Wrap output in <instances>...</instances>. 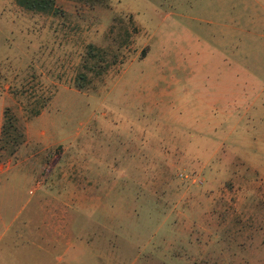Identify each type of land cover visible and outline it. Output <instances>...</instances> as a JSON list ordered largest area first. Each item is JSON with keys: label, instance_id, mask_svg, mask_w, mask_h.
Here are the masks:
<instances>
[{"label": "rangeland", "instance_id": "rangeland-1", "mask_svg": "<svg viewBox=\"0 0 264 264\" xmlns=\"http://www.w3.org/2000/svg\"><path fill=\"white\" fill-rule=\"evenodd\" d=\"M0 212V264H264V0H0Z\"/></svg>", "mask_w": 264, "mask_h": 264}, {"label": "trees", "instance_id": "trees-1", "mask_svg": "<svg viewBox=\"0 0 264 264\" xmlns=\"http://www.w3.org/2000/svg\"><path fill=\"white\" fill-rule=\"evenodd\" d=\"M17 4L28 12L38 13V14H49L54 12V0H16ZM105 56L102 53L90 49L88 52V57L85 59V63L89 65V70L95 71L98 75L103 74L109 65L105 63ZM84 76L80 75L77 82V87L82 89ZM7 111L4 112L6 115ZM7 125V120H4L2 130L4 131Z\"/></svg>", "mask_w": 264, "mask_h": 264}, {"label": "crops", "instance_id": "crops-1", "mask_svg": "<svg viewBox=\"0 0 264 264\" xmlns=\"http://www.w3.org/2000/svg\"><path fill=\"white\" fill-rule=\"evenodd\" d=\"M257 2V4L260 6V8L261 9H263V4L261 5V3L259 2V1H256ZM49 189L48 188H46V187H37V188H35V192H37L38 193V195H37V198H36V203L34 204V209H33V213H34V215L33 216H30L29 218H26L25 219V222H23L22 223V225L24 226V228L26 227V229L28 228L29 229V231H30V228H31V222H30V220L31 219H34V221H35V218L36 217H38V215H41L42 214V211H44L43 209V207L42 206H45V205H53L54 203H53V201H54V199L53 198H50L49 196H48V193H49V191H48ZM47 202V203H46ZM46 203V204H45ZM45 204V205H44ZM45 213H46V211H45ZM1 212H0V221L2 220V216H1ZM47 214V213H46ZM55 215V214H54ZM44 220H49V217L46 215L45 216V219ZM46 221V222H47ZM16 218H14L12 221H11V223L8 225V226H5L4 227V230H3V232H1L0 233V238H2V237H4L5 235H6V233H8V232H10L12 229H13V232H14V234H16V235H20L21 236V234L20 233H18L16 230H17V228H15V224H16ZM43 225H44V223H43ZM48 228V230H49V227H47ZM20 230V229H19ZM35 234H37V236L38 237H41V238H44L45 240H48V236H47V234L48 233H43V234H40L39 233V231H38V233H35ZM30 235H31V237L34 235V233L32 232V233H30ZM29 236V235H28ZM20 239H23V237H19ZM26 239V238H25ZM50 243V242H49Z\"/></svg>", "mask_w": 264, "mask_h": 264}]
</instances>
